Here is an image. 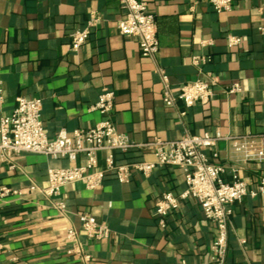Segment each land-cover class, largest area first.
Returning a JSON list of instances; mask_svg holds the SVG:
<instances>
[{
    "label": "crops",
    "instance_id": "crops-1",
    "mask_svg": "<svg viewBox=\"0 0 264 264\" xmlns=\"http://www.w3.org/2000/svg\"><path fill=\"white\" fill-rule=\"evenodd\" d=\"M145 1L158 23L157 62L141 54L136 37L121 33L118 23L126 10L118 0H0V120L12 114L18 96L33 95L43 101L50 138L63 129L93 128L103 115L91 106L108 87L117 96L111 112L117 129L138 144L205 131L264 135V0H235L223 12L209 0ZM93 11L102 22L86 45L72 50V33L85 28ZM229 35L240 37V44L229 47ZM204 40L212 44L204 46ZM194 55L210 58L203 74L192 62ZM158 66L176 93L198 78L209 80L214 100L197 102L182 116L181 100L174 107L163 101ZM235 82L241 91L227 93ZM216 150L214 160L237 166L250 190L260 186L264 162L246 159L229 141L220 142ZM116 159L130 163L156 157L152 148H138L127 155L117 152ZM86 161L85 155L70 161L21 153L13 157L11 168L0 160V183L26 195L0 202V264H215L217 227L197 200L181 201L167 227L159 225L157 200L167 191L179 195L186 189L185 174L177 166H158L150 176L133 170L124 183L108 173L95 190L82 181L69 184L61 195L67 204L64 214L51 199L30 192L34 184L48 186L50 168ZM99 166L106 167L104 152L99 153ZM233 209L225 264H264V194H248ZM84 211L105 222L111 237L90 239L79 219ZM70 227L77 229L89 260L68 253Z\"/></svg>",
    "mask_w": 264,
    "mask_h": 264
},
{
    "label": "built area",
    "instance_id": "built-area-1",
    "mask_svg": "<svg viewBox=\"0 0 264 264\" xmlns=\"http://www.w3.org/2000/svg\"><path fill=\"white\" fill-rule=\"evenodd\" d=\"M126 10V15L118 23V28L127 37H136L141 54L157 62L160 50L158 23L154 12L148 8L145 0H118ZM217 12L232 9L235 0H209ZM102 22L101 15L93 11L85 28L76 29L71 36V48L79 50L96 28ZM241 38L229 35V47L240 44ZM212 40L202 41V45H210ZM210 61L208 56L194 55L192 62L203 74L202 66ZM158 72L163 80V101L169 107L177 106L181 100L186 116L187 110L195 103L208 104L215 98V91L209 80L201 77L195 81L183 84L176 93L169 81L168 75L158 66ZM0 67V94L3 93V80ZM241 91L238 82L227 88V93ZM116 93L105 87L98 101L91 106L103 115L93 128H79L72 132L61 130L55 138H50L46 132L43 117V101L39 97L18 96L17 105L9 116L0 120V160L14 168L12 159L21 153L43 154L53 158L64 157L75 161L78 156L85 155L87 164L54 167L48 170V186L40 188L36 184L30 187V192H40L51 199L61 213L67 212V204L61 198L65 186L82 181L86 188L95 190L103 182L108 173L115 175L121 183L129 182L133 170L144 176L161 165H171L181 168L185 174L186 189L179 195L172 191L165 192L155 205L159 225L167 227L168 219L175 213L183 200H197L206 218L217 227V234L212 245V260L215 264H225L229 248V236L233 229V205L241 202L245 196L264 194V176L260 186L250 190L249 185L240 177L237 166L227 167L216 162V148L222 141H229L235 151L242 153L246 159L264 162V135L232 136L221 132L205 131L201 134L186 133L179 139L164 140L156 138L150 142L138 144L128 134L120 132L111 112L115 107ZM1 99L2 96H1ZM138 148H152L156 159L153 161H134L120 163L116 153H126ZM212 151V155L209 153ZM106 153V167L99 166V153ZM25 193L21 189L0 183V202L9 199H22ZM81 228L90 239L104 240L112 235L111 228L99 221L95 214L84 211L79 214ZM71 243L68 253L78 255L87 261L90 255L79 241L78 231L70 227L66 232ZM182 264H187L183 261Z\"/></svg>",
    "mask_w": 264,
    "mask_h": 264
},
{
    "label": "trees",
    "instance_id": "trees-1",
    "mask_svg": "<svg viewBox=\"0 0 264 264\" xmlns=\"http://www.w3.org/2000/svg\"><path fill=\"white\" fill-rule=\"evenodd\" d=\"M131 151H129V152H126V153H122V152H119V153H121V154H123V155H127V154H129Z\"/></svg>",
    "mask_w": 264,
    "mask_h": 264
}]
</instances>
